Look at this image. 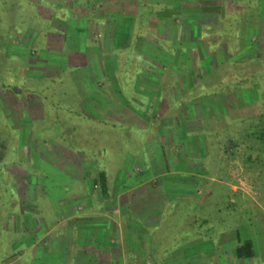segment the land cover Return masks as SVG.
<instances>
[{
	"label": "rangeland",
	"instance_id": "1",
	"mask_svg": "<svg viewBox=\"0 0 264 264\" xmlns=\"http://www.w3.org/2000/svg\"><path fill=\"white\" fill-rule=\"evenodd\" d=\"M212 1H208V6L198 2L188 7H164L160 3L154 5V18L148 21L146 12L137 19L140 8L134 0H0V71L8 69L9 76H0V82L4 80L8 85L0 88V140L9 146L6 155L11 149L19 161H13L9 154L13 158L6 163L2 177L10 181L14 190L9 193L10 204L16 202L17 206L13 211L5 208L3 202L7 199L0 184V262L5 255L11 259L24 255L23 245H13L20 233L14 228L9 231L6 226H12L11 216L25 219L26 209L34 210L29 218L39 221L42 208H65L62 214L59 210L55 220L64 223L55 225L48 240H39L36 251H30L44 257L45 261L36 264H155L156 260L137 246L138 233L132 234L135 229L123 208L146 226L157 225L152 239L158 245V254L177 226L186 221L182 216L185 208H192L199 214H210L216 231L212 237L198 235L187 240L166 255L163 264H264V154L260 143L246 129L253 122L244 121L250 116L251 102L240 97L234 88L236 95L220 93L212 97L192 89L204 81L212 87L225 80L233 84L240 79L246 82L251 75L262 74V62L237 63L236 45L227 41V30L240 7L236 5L238 0ZM258 1L239 0L242 7L247 5L244 10L249 6L257 12V36L250 37L264 54V0ZM65 10L69 16L61 21L57 15ZM184 12H202L203 16L196 17L198 22L214 21L212 28L202 29L205 42L199 52L206 50L208 41L215 48L217 62L222 64L230 56L232 61L219 68L228 70L225 77L223 70L215 71V64L211 68L202 66L196 74V59L187 68L186 58L180 53L159 73L146 70L134 78L136 82L130 76L132 65L138 63L136 58L126 64L127 71L122 73L124 57L130 53L122 47L129 42L137 51L157 57L158 46L149 41L157 39L150 31L162 29L156 33L173 39L182 35L186 41L185 30L180 26L179 32L168 22L176 16L184 18L176 20L179 25L187 23ZM82 22L84 25L78 28ZM131 25L137 31L130 36ZM223 29L226 34L221 32ZM117 50L115 57L113 52ZM104 74L107 80L99 78ZM18 75L25 78L28 91L20 93L22 87H9ZM59 75L67 81L66 86L58 85L59 92L69 90L71 84L82 112L138 130L139 138L124 131L130 141L126 142V149L119 138L114 140V129L106 133L113 152L115 144L122 147L119 158L112 157L108 165V200L97 197L96 167L91 160L51 137L43 139V134L32 132L36 120H54L46 111L43 97L50 92L49 78ZM122 80H130L126 92L132 102L121 92ZM239 87H253L256 97L264 102L263 76ZM185 88L189 89L187 93H183ZM14 128L18 131L9 133ZM205 130H217L218 134L215 139H206ZM167 200L181 202L179 207L183 208L177 219H161L160 208L165 207ZM217 219H221L219 225ZM102 228H106L110 244L90 242L97 238L94 233L89 236V231ZM237 230L241 239L252 241L254 258L234 256Z\"/></svg>",
	"mask_w": 264,
	"mask_h": 264
},
{
	"label": "trees",
	"instance_id": "2",
	"mask_svg": "<svg viewBox=\"0 0 264 264\" xmlns=\"http://www.w3.org/2000/svg\"><path fill=\"white\" fill-rule=\"evenodd\" d=\"M135 3H137V6L140 8V15L137 17V19L143 18L142 14L143 12L147 14V19L150 21L153 19L155 11V6L157 4L162 3V5L165 6H175L180 5L184 7H188L189 5H197L198 2H203L204 6H208V1L210 0H173L172 2H167L166 0H162V2H159L161 0H157L156 2H153V0H134ZM212 1V0H211ZM235 1V0H234ZM187 2V3H186ZM261 3L262 1L259 0L258 3ZM213 3V1H212ZM236 5H239V8H236V16L229 25V28L227 32L228 33L227 41L233 45V43L236 45L237 48V58L235 59L238 61L237 63H246L247 61L251 62H262V74L259 75H251L249 79L246 82H243V80L240 79V82L232 83L230 80L222 81L221 84H217L216 87L210 86L211 84L207 85L206 81L201 82L200 84L196 83L195 86L192 89H197L199 93L204 91V93H207L209 96L217 95L220 93H233L236 89L240 92V97L245 99V101L251 102V108H250V116L248 118H245L244 121L252 120V124L250 127L246 128L250 130L249 133L253 134V136L256 138V140L260 143L262 152L264 154V102L261 101V98L258 96L256 97V94H254V88H245V87H239L242 85V83H252L257 81L260 77H264V54L260 52L259 47L257 46V42L255 40H252L250 35L256 34L255 29V21H256V14L257 12L253 10L254 8H251L248 6L247 10H244L247 5L241 6L242 4L239 2ZM163 7V8H164ZM198 8V7H197ZM146 9V10H145ZM238 9V10H237ZM258 11V10H257ZM185 13V12H184ZM68 14L69 11H64V14L57 15L59 19H62L61 21L65 20V16ZM149 15H151L149 17ZM153 15V16H152ZM186 16L185 22L179 25L176 20H181L180 18H177L176 16L172 18L171 20H168L170 23L171 21V28L175 26L177 28V31L180 32V26L182 29L185 30L186 38L187 40L184 41L183 37L181 35V38L179 35V38H174L173 36L168 38L164 37L160 33H156L157 28L155 31H150V33L154 36H156L157 42L154 40H149L152 44L157 45V57L156 56H148L146 55L145 51H137L135 48L130 46V42L122 47L124 49L130 50L129 54L124 57L125 65L123 67V72L127 71L126 64H131V61H134L136 58L138 63L135 65H132L133 67L131 70V79L139 77L140 75H144L148 70L151 73L157 72L159 73L162 68H164L165 65H167V62L174 61V58L176 57L177 53H180L183 55L184 58H186L184 61L186 62L187 68H191L193 59L195 58L197 71L196 74L201 71L202 66H207L211 68V65L215 64L216 68L215 71H217L222 65L226 62H230L232 60H229L231 58L230 56H227L224 59V63H220L216 61L215 58V48L211 47L209 45V42L206 41L207 48L206 50L199 52V46L205 42V39H203L204 31L202 32L203 27L209 29L210 27H213L212 23L207 22H198L196 17L198 15L203 16L202 12L198 13H185ZM255 16L253 19L252 17ZM56 16H52V18H57ZM99 19V17L97 18ZM219 19V16L217 17ZM81 20H84V18H81ZM50 21V20H49ZM96 21V20H95ZM167 19L164 18V23H166ZM219 21V20H218ZM81 23V22H79ZM78 23V28H81L84 24ZM48 25V24H47ZM134 31H137L135 29V26L131 25L129 27V35H133ZM171 33L173 29L169 30ZM224 31V32H223ZM158 32H162V29ZM175 31H173L174 34ZM224 34H226V30H222ZM138 36V34H136ZM257 36V34H256ZM90 38H92V35H89ZM206 37V36H205ZM191 46L186 47L182 46L183 44ZM210 47V48H209ZM212 48V49H211ZM120 50V49H119ZM114 51L113 54L115 57H118V51ZM195 50V52H193ZM190 51V53L188 52ZM236 53V52H235ZM233 52H228L229 55L235 54ZM14 56L13 54H11ZM155 59L156 62L152 60ZM165 58V60L161 59ZM234 60V61H235ZM235 65V64H233ZM176 66V65H175ZM224 69V68H223ZM219 69V70H223ZM192 70V69H191ZM8 69L0 71V76L2 75L3 79H8ZM146 71V72H145ZM223 73V76L225 77L226 74H228V70L225 69L221 71ZM260 73V71L255 72ZM5 74L7 76L5 77ZM100 76V79L107 80V75L104 74L103 77ZM123 77H126L124 75ZM237 79L240 78L239 76H236ZM204 78V77H203ZM128 79V78H127ZM126 79V80H127ZM135 80V79H134ZM65 78H61V75L55 77V78H49V84H50V92L46 93L43 97L44 103H46V111L48 109L49 112H51V115H53L54 120L48 121V119H45L43 122L40 120H36L33 123L32 132L34 135H40L43 134L44 137H51L55 139L60 144L68 147L69 149L77 152H81L86 160H91L93 164L95 165V176L96 180L98 182V194L97 197L100 196V200H108L110 197V186H109V178H108V165L110 160L113 158L117 159L119 158V155H121L122 147L126 149V146L128 145L126 142L129 141L128 136H124V131H128L129 135L131 133V137L139 138L138 130H134L130 128L127 125H124L123 123H120L116 120H111L109 118H94L90 115L85 114L82 112L80 106V100L78 97L77 92L75 89H73L72 85H68L67 87L69 90H63V92H59V87L66 86L65 85ZM26 80L23 77H20V75L17 76L16 80H12L9 87L13 88V85L22 87V90H20V93L28 91L26 87H28V83L25 84ZM67 82V81H66ZM130 80L120 81V84L122 86L121 92L128 97L129 101H131L130 96L127 95L126 88L129 84ZM136 82V80H135ZM206 83V84H205ZM56 84V85H55ZM127 84V85H126ZM187 85V84H186ZM8 85L2 80L0 82V88L7 87ZM126 86V87H125ZM230 88V89H228ZM232 88H234L232 90ZM243 88V89H242ZM187 88L184 89L183 93H187ZM40 90V89H38ZM237 91V90H236ZM120 92V91H119ZM38 93L42 94L40 91ZM19 94V92H17ZM237 93L235 92V95ZM186 102H188L186 100ZM191 102V101H189ZM50 104V105H49ZM48 105L51 107H48ZM1 110V108H0ZM2 111V110H1ZM47 113V112H46ZM47 117V116H46ZM50 117V116H49ZM247 117V116H246ZM47 124V125H46ZM46 129H43V128ZM115 130L113 136L115 139L119 138L122 147H119V145L115 144V147H117L114 152L112 151L111 147L109 146V142L107 139V131L111 132L112 130ZM18 131L17 128L12 129L9 131V133H15ZM135 132V133H134ZM217 130L210 132L209 130L204 131V136L206 139L208 136L212 139H215L217 136ZM1 137V136H0ZM128 137V138H127ZM143 139V137H141ZM112 146V145H111ZM9 146L6 145L4 140H0V184L3 188V195L6 196V199L3 203L5 205V208H11V211L14 210V208H17L16 202L15 204H10V196L9 193L14 191L13 188L10 186V181L4 180L2 177H4L5 171V165L9 162L11 158L14 157V155L11 153V149L9 154H11L13 157L9 158V154L6 155V151ZM16 163L19 161L16 159V157L13 158ZM107 169V170H106ZM10 176V175H9ZM15 195V194H14ZM12 202V200H11ZM181 202H173L171 200L165 201V207L160 208L161 213V219L166 220L167 217L171 219H177L178 214L181 212L182 208L179 207V204ZM176 204L178 207H176ZM124 213L128 216V219L131 221V225L135 229L134 234H137V246H142V253L151 255V259L156 260L155 264H163L164 257L166 255H170L173 250H175L178 246L184 244L187 240L196 237L198 235H205L208 237H212V233L216 231V226L214 227L215 222H210L211 218H209L210 214L202 215L203 212L200 214L197 211H193L192 208L187 209L185 208L184 215L187 219L184 222H181L177 226V230H175L168 238L167 241L164 243L163 246H161L160 254L157 252V243H155L152 239L154 231L157 229V225L153 224L154 226H146V224H143L139 221L138 217L135 214H129L128 210L123 208ZM213 218V217H212ZM216 218V217H214ZM216 225L220 224L221 219H217ZM214 223V224H213ZM156 227V228H155ZM202 228L204 230L202 231ZM220 228V227H218ZM201 229V231H200ZM152 230V231H151ZM219 230V229H218ZM140 237V238H139ZM236 245L233 248V254L236 258L239 259H250L255 257L254 247L253 243L250 239H241L238 233V230L236 231ZM135 244V243H134ZM131 256V255H130ZM129 257V255H128Z\"/></svg>",
	"mask_w": 264,
	"mask_h": 264
},
{
	"label": "crops",
	"instance_id": "3",
	"mask_svg": "<svg viewBox=\"0 0 264 264\" xmlns=\"http://www.w3.org/2000/svg\"><path fill=\"white\" fill-rule=\"evenodd\" d=\"M26 210L24 211V214H23V217L25 216V219L20 220L21 217L19 215H17V217L11 216L10 219L13 221V224L11 221L12 226H10V225H9L10 227L8 225L6 226V228L8 230L10 228H14V230L16 231L17 234L20 233V236H18V238L16 239L17 243L15 242L13 245L14 246L17 244L23 245L25 248L24 255H17L13 259H11V257L6 258V255H5L2 258L0 264H8V263H12V264H33L34 263V264H36L37 262L40 263L41 261H45L44 257L42 255H39L38 253H36V254L32 253L31 254L30 251H32V250L36 251V247H38L40 245L39 240H41V239L48 240V236H50V234L53 233V231H55L54 230L55 225H56V227H59V224L61 225L64 223L63 221L58 223L55 220H58L57 214H58L59 210L62 214V213H64L65 208H42V210L40 212L38 211L41 215V216H39V221L34 220L33 218H31V219L29 218L30 215H34V210H31V212H28ZM104 226L106 227V225H104ZM98 227H101V226H98ZM22 229H24L25 233L22 232ZM105 229L106 228L89 231V233H88L89 236H91L94 233L96 235V238H97V239L94 238L90 242H96L97 245L98 244H101V245L103 244L104 246L109 245L110 240L108 239V236L106 235L107 232ZM98 236H100L99 239H98ZM36 244H39V245L35 246ZM52 246L53 245L51 244V247ZM10 248H11V246H10ZM51 251H53V250H51ZM45 253L48 254V251H46ZM25 255L27 256L26 258L22 257ZM49 263L50 262L48 261V264ZM52 264H58V263L53 262Z\"/></svg>",
	"mask_w": 264,
	"mask_h": 264
}]
</instances>
